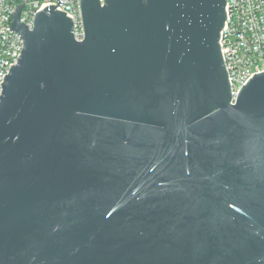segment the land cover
<instances>
[{"label": "water", "instance_id": "1", "mask_svg": "<svg viewBox=\"0 0 264 264\" xmlns=\"http://www.w3.org/2000/svg\"><path fill=\"white\" fill-rule=\"evenodd\" d=\"M80 6L82 42L11 13L0 264H264V72L232 103L226 0Z\"/></svg>", "mask_w": 264, "mask_h": 264}, {"label": "built area", "instance_id": "2", "mask_svg": "<svg viewBox=\"0 0 264 264\" xmlns=\"http://www.w3.org/2000/svg\"><path fill=\"white\" fill-rule=\"evenodd\" d=\"M0 0V99L10 69L17 65L23 40L11 27L12 12L22 5L19 22L28 30L34 27L35 16L47 7H55L72 22L73 38L84 40L80 0ZM103 4L104 0H98ZM226 20L219 45L228 74L232 103L240 89L264 72V0H226Z\"/></svg>", "mask_w": 264, "mask_h": 264}]
</instances>
